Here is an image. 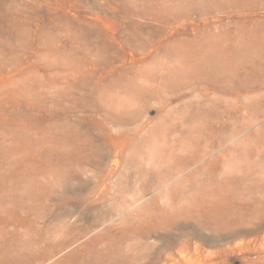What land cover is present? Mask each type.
I'll list each match as a JSON object with an SVG mask.
<instances>
[{
    "label": "rangeland",
    "instance_id": "374dc122",
    "mask_svg": "<svg viewBox=\"0 0 264 264\" xmlns=\"http://www.w3.org/2000/svg\"><path fill=\"white\" fill-rule=\"evenodd\" d=\"M0 264H264V0H0Z\"/></svg>",
    "mask_w": 264,
    "mask_h": 264
}]
</instances>
